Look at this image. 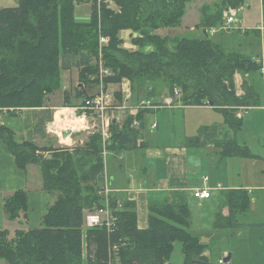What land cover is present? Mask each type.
Wrapping results in <instances>:
<instances>
[{
	"label": "trees",
	"instance_id": "16d2710c",
	"mask_svg": "<svg viewBox=\"0 0 264 264\" xmlns=\"http://www.w3.org/2000/svg\"><path fill=\"white\" fill-rule=\"evenodd\" d=\"M19 0L18 7L0 10V109L10 115L25 108H43L49 97L62 85V70L78 68L84 89L74 94L65 92V108H79L91 96L90 85H100V65L113 73L103 78L104 89L129 79L133 87L131 104L157 98L159 81L165 85V96L175 98L186 106H213L225 116L236 132L243 128V119L235 116L233 108L260 106L254 90L239 95L236 74L260 71L257 59L261 56L243 48L245 36L260 31L232 30L220 32V41L210 38L212 28H220L232 9H239L247 0H217L201 8L197 29L201 37L170 38L157 34L161 29L182 25L188 4L192 0ZM91 3L89 23L76 19V6ZM229 10V12H227ZM264 15V0H263ZM132 30L136 50L126 49L121 31ZM110 38L102 50L100 37ZM238 48H242L239 50ZM62 63V66H61ZM176 90L180 97H176ZM118 99L122 102V96ZM153 102V101H152ZM158 106V104H156ZM137 116L139 127H133L134 117L128 116L121 128L111 125L112 137L108 151L121 153L144 148L140 143L145 131V115ZM82 111H80V114ZM0 140L16 159L17 167L25 171L31 164L41 169L43 187L57 193V200L44 217L42 227L18 231L9 241V232L0 231V264H173L170 262L174 243L180 242L184 264H212L207 256L211 244L202 243L200 235L191 229L192 212L187 205L168 202L150 205L149 228L138 227L136 205L125 201L119 208V198L110 195L109 207L117 221L109 232L106 227L86 229V211L105 209L102 187L83 185L80 172L94 158L103 154V139L92 134L83 146L39 147L20 141L15 132L0 125ZM223 154L239 158H255L251 149L236 141L220 144ZM225 206L217 213V231L238 230L252 209L248 191L225 193ZM4 210L15 221L28 213V193L18 191L5 199ZM210 254H212L210 250Z\"/></svg>",
	"mask_w": 264,
	"mask_h": 264
},
{
	"label": "crops",
	"instance_id": "0c3cea01",
	"mask_svg": "<svg viewBox=\"0 0 264 264\" xmlns=\"http://www.w3.org/2000/svg\"><path fill=\"white\" fill-rule=\"evenodd\" d=\"M215 2L217 0H212L210 3L201 2L198 8L201 10L204 5ZM85 4L89 6L85 15H76L77 21L81 23H89L92 17V6ZM254 4L259 7L260 15L257 21L249 18ZM198 8L194 5L192 11L189 3L183 26L171 30L185 28L190 32L198 31L197 26L201 18V11H198ZM239 9L240 12L246 13L242 18L243 32L259 31L264 24L263 0H247ZM226 33L230 34V32ZM218 35L220 32L211 36ZM136 36L137 34L132 33L131 39ZM243 36L246 42L243 51L247 48L260 56L264 53V36H260V42L255 38L256 36ZM132 47L137 48L133 44ZM72 70H78V68L64 70L66 73L62 74V77H67V73L71 76ZM256 73L262 80L264 90V79L260 71ZM236 75L241 84L236 82ZM236 75L234 81L239 95H246L249 90H254L260 97V106H246L250 108L249 112L258 110L262 113L249 114L248 112L242 118L244 125L241 130L234 131L227 124L222 113L157 114L164 109L170 111L213 110L220 113L213 106H186L175 98L165 96L164 105H158L160 107L158 109H150V113L145 115V131L141 138L145 147L121 153L108 151L106 156L102 154L94 158L80 172L81 183L102 188L108 185L112 190L111 195L117 196L122 206L125 201L134 203L137 209L138 227L141 230L149 228L151 204L160 205L168 202L176 206L187 205L192 212L191 228L195 218L200 221L207 219V224L202 225L200 231L191 232L196 235H206L203 237L204 244H212L215 240L214 233L228 232L215 229L216 215L220 209L225 218L229 215V208L224 203L226 192L245 190L251 194L252 199L256 193L264 198V143L262 145L261 138L259 141L261 148L259 151L255 150V145H252L253 138L245 134L248 125L253 126L257 122L261 123L264 129V91L262 94L258 92L254 73ZM90 87L86 88L88 94H90ZM119 87V84L110 85L104 91L111 94L117 92ZM101 89L102 86L98 85L94 89L96 92L92 95H97ZM59 107L60 102L54 104L49 99L43 108H25L15 115L3 113L0 116V125H6L12 129L21 142L35 143L41 148L64 146L75 148L79 144L83 146L84 141H88L92 136L94 131L89 129L97 123V119L93 120L89 116L85 118L83 112L80 114L73 111V108L59 109ZM233 109L238 118L239 108ZM61 110H67L68 113L63 114ZM118 117L119 119L114 120L113 124L121 128L125 119L121 115ZM155 123L157 128L154 129ZM66 133L70 135L65 137ZM227 141H236L239 145L248 146L255 158L224 155V148L220 144ZM204 178H208L206 185L203 182ZM205 186L211 189L212 197L208 200L195 198L193 190ZM18 191L28 193L29 210L26 216L21 215L19 219L12 221L7 218L4 204L7 197ZM57 196V193L44 189L42 173L38 165L31 164L25 171L20 170L15 157L0 140V231L7 230L10 236H15L18 231L41 228L43 219L56 202ZM254 204L252 201V205Z\"/></svg>",
	"mask_w": 264,
	"mask_h": 264
},
{
	"label": "rangeland",
	"instance_id": "374dc122",
	"mask_svg": "<svg viewBox=\"0 0 264 264\" xmlns=\"http://www.w3.org/2000/svg\"><path fill=\"white\" fill-rule=\"evenodd\" d=\"M212 0H193L192 3H190V9L193 11L194 5H196V8H198L202 3H210ZM86 2L77 4L76 6V13L75 15L81 16L85 15L87 8H89L88 5L85 4ZM112 3V9L118 10L119 8L117 5L111 0ZM90 7L92 6L91 3ZM19 0H0V10L1 9H7V8H15L18 7ZM212 5V4H209ZM246 10V9H245ZM198 11H200V8H198ZM196 12V11H195ZM187 13V10H186ZM193 13V12H192ZM231 14L238 20L239 23L242 24V27H244V23L242 21V18L244 15H246L245 11L240 12V9H232ZM259 7L254 4L253 9L251 11V14L249 18L251 20H258L259 19ZM77 19V16H76ZM84 20V19H83ZM184 22V19H183ZM183 22L181 27L183 26ZM199 25V24H198ZM133 33L132 30H123L121 31V39L124 40V42H128L126 45L124 44V47L126 49H132L136 50L137 48L132 47V40H131V34ZM157 34H159L162 37L169 36L170 38H197L201 37V33L198 29V31L190 32L189 30H186L185 28H182L180 30H171V29H161L157 31ZM221 35H218L216 37H212L210 35V38L214 41H219L221 39ZM105 37V36H104ZM108 39L107 46L110 44V38L106 37ZM244 52H246V49H244ZM62 66V63H61ZM79 70V69H78ZM78 70H72L71 76L67 73V77H62V85L61 88L55 92L53 95L49 97V99L52 101V103L56 104L60 102L59 109H66L63 107L64 105V94L65 92H74L81 87V90L84 89V85L81 84L79 80V71ZM64 72V73H63ZM112 72V71H111ZM66 72L62 70V74H65ZM113 73V72H112ZM255 82L258 86V92L260 94L263 93V86H262V80L260 79V76L257 73H254ZM237 79V80H236ZM236 82L238 81L239 84V78L238 75H236ZM78 85H80L78 87ZM90 94L89 96H93L94 89L97 88V85H90ZM89 87V86H88ZM87 87V88H88ZM114 89V88H113ZM116 90V89H115ZM165 85L162 81H159V88H158V95L157 98L153 99V104L158 105H164L163 101L165 99ZM93 92V93H92ZM112 92V91H111ZM49 102V100H48ZM47 104V103H46ZM3 110V109H2ZM4 111L0 112V115L3 114ZM63 114H67V110H61L60 111ZM153 114V113H152ZM157 114H221L213 110H175L170 111L168 109L161 110ZM249 114H262L258 110H254L249 112ZM251 118V116H250ZM90 128L89 130H91ZM250 138H253V144L255 145L256 150H260V139L262 138V145L264 143V129L263 125L259 122L252 125H248L247 131L245 133ZM249 138V139H250ZM85 140L84 142H86ZM255 143V144H254ZM81 145V144H79ZM77 145V146H79ZM253 201H254V207L252 206V209L250 213L247 215V217L243 220V226L238 230H229L225 234H219L214 233L213 236L215 237V240L212 242L210 249L207 251V256L211 259L210 262L212 264H218L220 257L222 259H226L229 255L232 256L231 261L228 264H264V198L258 195L257 193L253 195ZM258 201V202H257ZM257 202V203H256ZM207 224V219L200 221L198 218H195L194 224L190 231H200L199 229L202 227V225ZM202 233V232H199ZM212 234V233H210ZM202 237V243L203 237L206 235L199 234ZM15 236L9 235V241L14 240ZM210 250L212 254H210ZM227 251V253H224ZM185 258L182 252V245L180 242L174 243V251L171 254L170 262L173 264H184ZM2 264H5L4 261H2Z\"/></svg>",
	"mask_w": 264,
	"mask_h": 264
},
{
	"label": "built area",
	"instance_id": "2783aa9c",
	"mask_svg": "<svg viewBox=\"0 0 264 264\" xmlns=\"http://www.w3.org/2000/svg\"><path fill=\"white\" fill-rule=\"evenodd\" d=\"M110 7L112 8L111 0H107ZM229 12V10H227ZM232 30H243L242 24L239 23L238 20L231 14L226 17L225 23L220 28H212L210 30V34L214 35L218 32H231ZM259 31L261 35L264 36V24L260 27ZM108 39L106 37H100V58L102 59V50L105 46H107ZM257 63L260 65V74L264 79V53L260 58L257 59ZM100 65V78H101V91L91 98L85 101V104L79 108H73L72 110L75 112L82 111L84 117L89 116L93 120L97 119V123L92 126V130L94 131L92 134H100L103 139V155L106 156L108 153V145L112 137L111 133V125L114 120H118V115L123 116L126 120L128 116L134 117L133 127H139L140 123L137 120V116L141 110L147 109H158L159 106L152 103L150 100L141 101L138 105L133 106L131 101L133 99V87L132 82L129 79H124L119 85V89L114 93H107L104 91V83L103 78L112 75L111 70L107 69L104 66L103 60L99 62ZM117 94L122 96V102L118 99ZM180 93L176 90V97H179ZM238 109V118L242 119L250 110L249 107H237ZM4 111L6 113L8 110L0 109V112ZM1 116V115H0ZM85 120V119H84ZM100 121V124H98ZM1 122V117H0ZM157 128V124H154V129ZM143 140H140L142 143ZM208 178H204V184L206 185ZM221 187V186H219ZM106 199V208L100 209L97 211H86L85 219H84V227L86 229H94L99 227H106L110 232L112 230V226L117 221L114 211L109 207V198L112 194L111 188L107 185L103 188V191L100 193ZM193 195L195 198L199 200H208L212 197L211 189L207 186L201 188H195L193 190ZM119 208L122 207V203L118 201ZM110 264H119L117 260L111 261ZM218 264H228L224 259H220Z\"/></svg>",
	"mask_w": 264,
	"mask_h": 264
},
{
	"label": "water",
	"instance_id": "95a60500",
	"mask_svg": "<svg viewBox=\"0 0 264 264\" xmlns=\"http://www.w3.org/2000/svg\"><path fill=\"white\" fill-rule=\"evenodd\" d=\"M69 135H70L69 133H68V134L66 133V134H65V137H67V136H69ZM231 259H232V256L230 255V256H228V257H227L226 259H224V260H225L226 263H229V262L231 261Z\"/></svg>",
	"mask_w": 264,
	"mask_h": 264
},
{
	"label": "bare ground",
	"instance_id": "6f19581e",
	"mask_svg": "<svg viewBox=\"0 0 264 264\" xmlns=\"http://www.w3.org/2000/svg\"><path fill=\"white\" fill-rule=\"evenodd\" d=\"M62 124V123H61ZM68 124V123H67ZM73 127V126H72Z\"/></svg>",
	"mask_w": 264,
	"mask_h": 264
}]
</instances>
